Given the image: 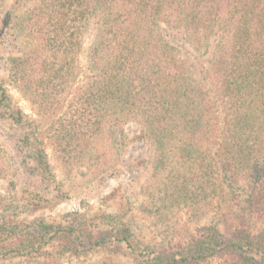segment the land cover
I'll return each instance as SVG.
<instances>
[{
    "label": "trees",
    "instance_id": "obj_1",
    "mask_svg": "<svg viewBox=\"0 0 264 264\" xmlns=\"http://www.w3.org/2000/svg\"><path fill=\"white\" fill-rule=\"evenodd\" d=\"M18 6L0 12V40L9 29L22 40L9 81L41 120L0 79V180L9 185L0 195V264H63L110 249L138 264H264V0H31L17 15ZM3 124L27 130L16 139L20 165L32 164L61 198L50 141L74 150L67 166L82 164L94 178L116 169L120 150L146 145L145 209L164 225L183 214L177 230L172 223L152 246L133 232L134 218L20 219Z\"/></svg>",
    "mask_w": 264,
    "mask_h": 264
},
{
    "label": "rangeland",
    "instance_id": "obj_2",
    "mask_svg": "<svg viewBox=\"0 0 264 264\" xmlns=\"http://www.w3.org/2000/svg\"><path fill=\"white\" fill-rule=\"evenodd\" d=\"M17 1L20 5L17 7V15H20L22 9L29 5L31 0H0V12L12 10ZM1 25L0 20V27ZM14 32L12 29L6 30L5 34L3 33L4 37H1L3 39L0 40L2 41V45H0V79L8 81L5 86L17 106L31 119L40 121L41 119L31 102L9 81L8 59L20 57L23 48L22 40L18 39ZM90 43L91 38H86L79 56L80 76L77 85L80 87L88 77L86 51ZM127 131L136 134L139 127L136 124H130ZM26 132L27 130L6 124H3L1 128V142H3L8 155L15 161L13 172L16 174L14 180L17 183L11 182L15 186L17 185V189L13 191L12 195L16 194L22 200L20 202L22 207L19 208L20 219H25L28 222L44 219L49 224L65 226L77 217L101 225L108 221L109 217H121L123 221L134 218L133 232L139 240L146 244H152V246H158L162 242L167 228L172 223L174 227L171 231L177 230L178 220L183 217V214L180 216L169 215V224L164 225L162 222H165V219L160 220L156 215H150L151 213L145 209V206L150 203L147 186L150 185L152 171L150 168H144V165H139V162L151 158V150H148L146 145L133 143L124 150H120L116 156L119 159L116 169L105 171L94 178L86 174L88 173L87 168L82 164L74 165V167L67 166L69 160L66 156L74 150H60L50 141L46 153L52 171L57 180L63 183L64 192L61 195L68 194L67 197L61 198L55 186L50 183H42L38 181L37 176L31 174L32 168H34L32 164L27 167L20 165L21 160L15 151L16 139L23 138ZM109 151L112 154L116 152V150ZM15 186L11 185L12 188ZM8 189V183L0 180V195H8ZM24 204L32 205L25 208ZM206 223L207 220L203 222V224ZM230 224H232V220H229ZM103 228L109 229L105 226ZM66 258L63 264H138V260L134 256L115 249L96 250L80 259L69 256ZM5 264H20V262L14 260Z\"/></svg>",
    "mask_w": 264,
    "mask_h": 264
}]
</instances>
